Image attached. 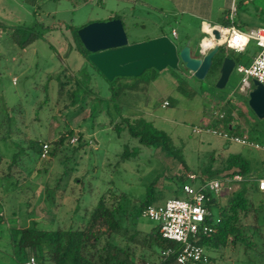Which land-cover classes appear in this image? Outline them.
Listing matches in <instances>:
<instances>
[{"label":"rangeland","instance_id":"1","mask_svg":"<svg viewBox=\"0 0 264 264\" xmlns=\"http://www.w3.org/2000/svg\"><path fill=\"white\" fill-rule=\"evenodd\" d=\"M224 3L225 0H213L210 17H215L218 6H224ZM125 5L130 11L129 16L124 19V15L113 14L112 17L119 15L122 19L128 43L163 33L178 47L188 42L191 51L195 52L205 35L200 20L192 15L165 16L144 3L133 4L127 0H110L109 4L102 0H39L34 4L26 0H0V106L4 103L10 107L12 122L15 116L21 115L25 125L14 127L10 137L22 139L25 143L30 137L38 138L41 142H48L51 150L47 158H36L33 153L30 154L34 157L29 158V152L16 157L17 163L11 172L14 171L13 175L22 188L28 183L34 188L22 193L18 201L17 195L9 193L10 181L5 179L0 200L8 219H12L13 209L17 210V226H26L31 219L53 224L59 211L64 220L71 214L72 220L65 221L66 224L73 222L77 225L85 221L84 215L100 197L108 205L114 203L119 194L140 199L145 196L149 185L154 190L153 205H163L169 198L181 197L176 193L180 187L177 175L191 171L198 174L211 164L212 155L213 167H217L221 158L226 157L222 150L241 148V144L227 140L229 144L226 146L222 137L206 130V121L217 124L214 111L223 113L225 118L236 116L239 119L237 130L240 127L249 129V136L264 143V117H258L248 105L251 82L249 88L241 90V74L233 68L226 85L216 87L221 58L229 56L235 63L244 64L247 57H253L259 50L253 42L244 52L220 46L203 79L195 78L182 66V69L180 66L175 69L166 67L160 71L149 68L139 76L117 77L113 82L101 75L87 60L88 53L84 55L74 30L105 19L109 8ZM233 8L235 14L229 24H237L244 30L264 26V0H232L226 12ZM24 25H33L34 31L27 34L39 37L31 40L30 37L20 45L21 33L15 31L23 29ZM41 26L52 29L47 31ZM172 28L178 37L172 35ZM15 37H18L16 42ZM52 73L67 75L71 84L77 82V93L88 91L77 107L70 106L65 94L58 95L56 79H48ZM111 86L116 94L113 97ZM164 99L170 102L168 106H162ZM120 115L143 116L155 128L166 132L169 138L167 150L140 144L125 131L118 136L112 123ZM198 127L202 128L201 132L192 131ZM66 129L73 130L74 134L60 147L56 138ZM80 131L82 141L78 138ZM3 132L4 129L0 130V137ZM73 138L77 140L71 141ZM83 141L86 143L71 154L73 146ZM16 152L17 148L11 145L10 139L6 144L0 139L1 172L6 169L4 160L9 161ZM251 153L255 152L251 150ZM122 154L125 155L123 158ZM179 156L183 164L179 162ZM66 157L70 158L66 160ZM250 162L255 169L264 167V163L252 159ZM36 170L41 172L33 178ZM262 171H259L260 175ZM222 188L221 191L227 190L225 194H230L235 186L223 182ZM60 204L64 206L59 208ZM65 206L69 212L62 214ZM213 212L216 213V208ZM149 223L153 222L141 218L139 225L145 227ZM0 246L8 249L4 240H0ZM230 261L228 249L224 263L232 264ZM13 262L8 252L0 250V264ZM221 262L217 260V264Z\"/></svg>","mask_w":264,"mask_h":264},{"label":"trees","instance_id":"2","mask_svg":"<svg viewBox=\"0 0 264 264\" xmlns=\"http://www.w3.org/2000/svg\"><path fill=\"white\" fill-rule=\"evenodd\" d=\"M26 1L34 4L39 0ZM37 6L39 7V5ZM112 18H119V16L115 15ZM228 21L225 20L223 25H231ZM234 25L240 27L237 24ZM24 26V28L22 27L23 29L17 28L15 31L21 33L20 45L30 37V40L39 37L35 34H27L34 31L32 29L34 28L33 25ZM41 27L47 31L52 29L49 26ZM78 28L74 30V35L86 56L88 52L79 40L77 35ZM17 39L18 37L14 38L15 42ZM222 58L219 61L220 63ZM89 63L98 71L90 61ZM179 66L181 68V62L178 68ZM51 78L57 81L59 86L58 95L65 94L66 98H69L70 106L77 107L82 102L85 93H88L87 90L77 93L78 83L74 82L71 84V78L67 77V75L63 76L60 73L55 76L52 73L48 79ZM116 78H113L110 82H113ZM110 88L112 90L113 87L111 86ZM114 95L116 94L112 90L111 97ZM9 109L10 107L4 103L0 106V130L4 129L0 139L4 144H6V140L10 139L11 145L17 148V152L13 153V157L9 161L4 160L3 162L7 164L6 169H3L2 172L0 171V196L3 194L6 179V181H10L9 193L17 195L16 199L18 201L22 193L26 194L28 190L31 191L34 188L29 183L22 188L18 178L13 175L14 171L11 172L12 167L17 163L15 161L16 157L19 154L29 152V158L34 157L33 154L36 155V158H39L43 142L38 138L30 137L25 143L22 139L10 137L14 127L18 128V124L24 127L25 125L21 120V115V118L15 116V121L12 122ZM112 127L118 136L125 131L130 138L137 139L140 144L161 147L163 150L168 148L169 138L166 132L155 128L151 121L143 116L130 117L128 115H120L114 119ZM73 134L74 132L71 129L60 131L59 137L56 138V144L62 147L64 140ZM233 134L242 135L239 132ZM78 138L79 141L83 140L82 131L79 132ZM250 139L253 138L250 136ZM253 140L258 142L256 139ZM85 143L83 141L73 146L71 154ZM24 144L27 145L25 146ZM25 147L30 150L25 149ZM1 155L0 165L2 162ZM124 156L122 154L121 158ZM68 158L70 157H66V160ZM211 160V164L202 168L198 174L191 171L192 173L187 172L176 176L180 182V187L176 190V193L181 195V197L176 198L184 196L182 186L186 183L191 185L197 183L195 187H198L210 179L224 181L235 174L243 178L241 188L223 206L218 205L216 193H207L208 199L205 200L204 205L208 210V214L205 216V224L212 230L206 234L200 233L196 239V243L204 248L205 253L209 257L206 264H217L218 259L222 261L220 264H225L224 260L228 249L233 252H230V260L238 257V261L242 262V264H264V204L253 201V193L258 189V186L255 184L254 179L257 177L256 171L251 166L250 159L241 152H232L221 159L217 167H213V155ZM63 162L65 160H62ZM179 162L183 164L180 156ZM39 172L41 171L36 170L33 178ZM64 174L65 172L63 171L62 178ZM190 174H194L195 178L191 179L189 177ZM68 178L64 180L65 185L68 183ZM75 181H77V178ZM153 199L154 190L149 185L145 196L140 199H131L119 194L115 202L108 205L105 199L100 197L90 212L84 215L85 221L80 224L76 225L73 222L66 224L64 220L58 218L53 224H43L36 219H31L26 226H17V221L15 220L17 218L16 209L11 212L12 219H8L4 214V205L0 200V240H4L5 247L9 251L3 246H0V250L8 252L14 264H23L31 255L35 257L37 264H142L145 261H152L158 264H178L174 252L163 254V251L168 248L176 249L178 244L161 236L159 224L149 220L153 223H149L145 227H140L139 225L142 218L140 216L142 209L147 205H151ZM215 207H219L218 215L213 212ZM249 218L251 219L250 222Z\"/></svg>","mask_w":264,"mask_h":264},{"label":"built area","instance_id":"3","mask_svg":"<svg viewBox=\"0 0 264 264\" xmlns=\"http://www.w3.org/2000/svg\"><path fill=\"white\" fill-rule=\"evenodd\" d=\"M235 14V8L229 12V18L232 19ZM204 28L206 36L203 41L208 39V45L203 47L201 42L202 53L209 51L212 46L217 43L219 46H225L235 52H243L250 42H253L258 47V52L252 57L250 64L243 63L236 64L235 70L241 74V90L249 88L250 79H257L264 85V26H255L246 30L240 29L236 25L223 26L206 24ZM205 24L203 25V27ZM217 28L220 32V39L214 40L211 35V30ZM175 35V31L172 30ZM240 39H237V38ZM212 40V41H211ZM163 106L168 105V101H163ZM217 119L221 120L224 114L216 112ZM201 128H194L193 132H201ZM207 131L216 133L229 142H235L241 145H247L255 150L264 151V144L257 141H252L246 134L237 135L229 132L219 130L217 128H208ZM73 138L71 141H75ZM50 146L47 142L41 145V158H47L49 155ZM191 179L195 178L194 174H190ZM243 178L235 174L231 178H226L224 181L219 179H210L202 183L198 187L191 184H184L182 190L184 197L182 198H169L163 205H147L142 209L140 216L142 218L151 220L159 224V231L161 236L175 241L178 246L176 249L168 248L163 251V254L174 252L176 254V262L178 264H206L208 262V255L205 253L204 248L196 243V239L200 233L206 234L212 229L205 224V216L208 210L205 207V200L208 199L207 193H218L221 189L223 182L241 181ZM259 189H264V179L257 180ZM23 264H37L34 256H29ZM142 264H158L152 261H145Z\"/></svg>","mask_w":264,"mask_h":264},{"label":"water","instance_id":"4","mask_svg":"<svg viewBox=\"0 0 264 264\" xmlns=\"http://www.w3.org/2000/svg\"><path fill=\"white\" fill-rule=\"evenodd\" d=\"M77 35L88 52L87 59L107 80L136 77L149 68L159 71L166 67L175 69L180 62L195 78L203 79L219 49V44L215 43L203 54L200 42L198 53L195 54L188 42L178 47L167 35L128 43L120 18L89 22L78 28ZM211 35L214 40L221 37L217 28L211 30ZM235 64L234 59L229 56L222 58L217 88L226 85ZM248 105L258 117H264V85L257 79H251Z\"/></svg>","mask_w":264,"mask_h":264},{"label":"crops","instance_id":"5","mask_svg":"<svg viewBox=\"0 0 264 264\" xmlns=\"http://www.w3.org/2000/svg\"><path fill=\"white\" fill-rule=\"evenodd\" d=\"M102 1L103 2H107V4L110 3V0H108V1L107 0H102ZM127 1H132L133 4L144 3L145 6H149V7L155 8L157 10H160V12H162V14L165 15V16L166 15H170L172 17H178V16H180V14L187 13L188 15H192V16L198 18L200 20V22H201V25H200L201 31L205 34V35L202 36V38L200 40V42H202L203 41V37L206 36V33L204 31V27H203L204 24L209 23L211 25H216V24L223 25V22L225 20L227 21V20L230 19L229 18V11L228 12H226V11H227L228 6L231 4L232 0H225L224 6H222V5L218 6V12L216 13L215 17H213V16L210 17L211 16V14H210V12H211L210 11V5L213 4V0H127ZM126 6L127 5H125V7H121L120 6L119 8L118 7L117 8H114V7L109 8L105 12V19L101 18V20H108V19L112 18L113 14L124 15V19H125L130 14V11H128V8ZM231 25H234V24H231ZM231 25H229V26H231ZM223 26H225V25H223ZM172 30L175 31V35H173V34L172 35L175 36V37H178L177 31L174 28H172L171 29V33H172ZM161 35H164V34L160 33V34H158V35H156L154 37L161 36ZM248 46H249V44H248ZM194 50H195V52H193V51L192 52L197 54L198 53V48L194 49ZM247 59H248V61L246 63H244L246 65L250 64L252 57H247ZM164 100H167V99H164ZM162 104H163V102H162ZM169 104H170V102L168 101V105ZM216 112L217 111H214V117L213 118L217 121V124L211 123V122L209 123V121H206V123L204 125V127H206V129H208V128H210V129L217 128L219 130H223V131L229 132L231 134L239 132L241 134H246L249 137V139H250L249 134L251 133V130H249V129H245L244 130L241 127L239 128V130H237V128L239 126V119L236 116H234V117H232L230 119V118H225V115H224V117L221 120H219V119H217V116L215 115ZM218 113H219V111H218ZM213 124L217 125V127L212 126ZM222 140H223V142L225 143L226 146H228L227 144L230 143V142L228 143L223 137H222ZM250 140L255 141L253 139H250ZM240 146H241V148H239V150H237V151H229V149H227L226 147H223V148H226V149L222 150L221 153H225L226 154L225 156H227L228 154H230L232 152H241L244 155H246L250 160L252 159V160L256 161L257 163H261V164L264 163V151L259 150L260 152H258L257 150H255L252 147L247 146V145H245V146L240 145ZM245 147H247V150H246ZM251 150H253L255 153L252 154ZM253 169H255V168H253ZM261 169L263 170L262 171V175H260L261 172H259ZM261 169H255L256 175H257V177L254 178L255 179V184H257V180L258 179H261V178L264 179V167L261 168ZM242 181L243 180L235 181V182L234 181L226 182V183H228V185L232 184V186H235V188L230 194H225L226 193L225 191H227V190H225L223 192V191H221V189H223L221 187V189L219 190V192L216 195L217 199H218V202H217L218 205L223 206V205L227 204L231 200V198H233V196L236 194V192L241 188V182ZM253 194H254V197L253 196L252 197H253V201L254 202H256V203L257 202H262L264 204V189H259V187H258V189ZM62 205L64 206V204H60L59 208ZM66 207L67 206H65V210L63 211L62 214H65L66 212L67 213L69 212V210H66ZM215 208H216L215 215H218L217 213L219 212V207H215ZM58 213H61V212L59 211V212L56 213V215L54 217V221L58 220V218H60L61 220H64L63 216L61 214L59 215ZM70 217H71V214H69L66 217L67 220H64V221L69 222L70 220H72L71 219L72 217L71 218ZM250 221H251V219L249 218V222ZM230 252H232V251H230ZM230 262H232V264H242V262L238 261V257L236 259H234V260H231Z\"/></svg>","mask_w":264,"mask_h":264},{"label":"bare ground","instance_id":"6","mask_svg":"<svg viewBox=\"0 0 264 264\" xmlns=\"http://www.w3.org/2000/svg\"><path fill=\"white\" fill-rule=\"evenodd\" d=\"M204 28H207V25L205 24V26H204ZM208 41H210V40H208V39H205L204 41H203V47H205L206 45H208L209 43H208ZM212 41V40H211Z\"/></svg>","mask_w":264,"mask_h":264},{"label":"snow or ice","instance_id":"7","mask_svg":"<svg viewBox=\"0 0 264 264\" xmlns=\"http://www.w3.org/2000/svg\"><path fill=\"white\" fill-rule=\"evenodd\" d=\"M237 39H240L239 37Z\"/></svg>","mask_w":264,"mask_h":264}]
</instances>
